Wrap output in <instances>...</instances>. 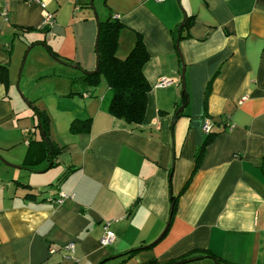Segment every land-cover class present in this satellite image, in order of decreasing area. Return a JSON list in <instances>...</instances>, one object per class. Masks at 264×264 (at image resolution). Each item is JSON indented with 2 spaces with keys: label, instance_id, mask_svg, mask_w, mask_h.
<instances>
[{
  "label": "crops",
  "instance_id": "1",
  "mask_svg": "<svg viewBox=\"0 0 264 264\" xmlns=\"http://www.w3.org/2000/svg\"><path fill=\"white\" fill-rule=\"evenodd\" d=\"M40 1L0 0V67L8 68V85L0 81V157L8 162L0 159V264H119L118 254L152 242L123 263L264 264V0H102L97 20L90 0ZM47 12L53 22L43 26ZM108 14L124 26L119 57L136 34L149 54L140 124L107 111V84L98 94L71 81L94 69L97 21ZM45 33L49 49L70 62L52 63L49 73L66 83L53 89L65 99L57 117L47 112L61 147L52 166L37 117L13 97L9 65L13 40L28 47ZM161 77L170 83L159 85ZM76 118H90L89 130L70 132ZM206 118L216 133L196 161ZM30 147L37 154L27 158ZM60 192L72 197L57 204ZM172 195L173 217L158 239ZM105 223L115 238L102 246ZM68 242L71 256L61 248Z\"/></svg>",
  "mask_w": 264,
  "mask_h": 264
},
{
  "label": "trees",
  "instance_id": "2",
  "mask_svg": "<svg viewBox=\"0 0 264 264\" xmlns=\"http://www.w3.org/2000/svg\"><path fill=\"white\" fill-rule=\"evenodd\" d=\"M189 18L185 20V25L187 24ZM99 26V39L97 46V67L94 70H81L82 73L78 77L71 79L72 83L75 81H81L84 84H89L95 87L101 75L104 76L107 84V111L114 117L121 118L125 120L128 124H140L144 120L146 105H147V95L150 90V84L148 83L144 73L143 66L149 58L148 51L144 45L142 36L136 34V39L133 43L132 48L124 57H119L117 52L118 46V36L121 29L124 27L123 24L116 18L111 17L110 14L104 20L98 21ZM182 27V28H183ZM32 27H26L24 30H32ZM182 30V29H181ZM48 49L49 47L42 40ZM50 50V49H49ZM52 56L60 60V58L51 51ZM64 63H70L68 61H63ZM0 81L4 83L5 86L8 85V68L7 66L0 67ZM183 103L188 101V93L186 89L182 91ZM33 113L37 117L38 124L42 130V149L45 151V157L47 156L48 166L55 164V158L61 151V147L52 142L50 139L49 132V117L47 113L41 112L39 109L32 107ZM91 125V119H73L69 125V130L72 133H79L88 131ZM216 131H210L206 133L202 144L198 148L196 154V161L199 160L205 146L212 140ZM37 154V150L29 149L28 157L32 158ZM196 169V166L194 167ZM187 184V183H186ZM185 184V185H186ZM184 185V188H185ZM178 195L171 196V208L170 217L166 229L160 235L162 237L168 227L169 223L173 217L176 199ZM158 237V239L160 238ZM154 242L147 245H140L138 247L132 248L125 252L118 254V256H123L119 264L123 263L127 259L133 257L138 251L144 248H148L153 245ZM193 257H197L193 256ZM201 257V255H200ZM191 258H186L183 261ZM217 264H226L224 261L216 258ZM173 261L171 263H174ZM142 264H156L155 259H150ZM169 264V263H168Z\"/></svg>",
  "mask_w": 264,
  "mask_h": 264
},
{
  "label": "rangeland",
  "instance_id": "3",
  "mask_svg": "<svg viewBox=\"0 0 264 264\" xmlns=\"http://www.w3.org/2000/svg\"><path fill=\"white\" fill-rule=\"evenodd\" d=\"M101 1L102 0H92V5L96 10L97 15H98V10L96 8V5H98V2L101 3ZM40 37L41 39L34 40L32 44L28 45V47L22 45V43H20L17 38L13 40L14 43L16 44L15 45L16 47L13 51L15 52V57L13 56V52H12L9 61V65H11L10 71L14 78L13 97L15 100H17V102H21L22 100L24 105L29 107L30 109H32V107L34 106L35 108L39 109L41 112H45V113L48 112L49 115L51 114L54 115L53 117H57V114L55 113L56 112L58 113L59 108L61 109V106L65 104V99H63V97L55 93L53 89L57 85L60 88H62V86L66 85V83L64 82L65 79L62 78L56 79L55 77L49 76V73L53 72L52 63L55 64V66L59 67V63L61 64V62L59 61L58 63H55V58L52 56L51 53L52 49L49 50L44 44H42V40L44 42L46 40L45 39L46 33L44 37L43 35H41ZM24 38L25 39L22 40H29L28 38H26V34ZM23 60L24 62L22 65ZM60 60L62 59L60 58ZM63 68H66L69 71L73 70V69H69V67H63ZM85 85L92 88V86L89 84H85ZM105 86H106L105 78L103 75H101L97 84L95 85L96 92L98 94L101 93L102 90L105 88ZM31 91L34 93L32 101L35 104L32 102L33 106L32 105L30 106V104L26 99V97H29L27 95H29L28 93H31ZM35 97L37 98L34 100ZM56 105L57 107H55ZM262 171H263L262 174L264 175V167H262Z\"/></svg>",
  "mask_w": 264,
  "mask_h": 264
},
{
  "label": "built area",
  "instance_id": "4",
  "mask_svg": "<svg viewBox=\"0 0 264 264\" xmlns=\"http://www.w3.org/2000/svg\"><path fill=\"white\" fill-rule=\"evenodd\" d=\"M38 3H41L40 0H34ZM157 1H162V0H157ZM42 4V3H41ZM4 15L7 14V12H4L3 13ZM53 14L51 12H47L45 17H44V20H43V26H49L52 24L53 22ZM170 83V80L166 77H161L159 79V85L161 86H166ZM231 127L230 124H228V127L229 128ZM202 129L205 133H208L211 131L212 129V124H211V121L209 119H205L204 120V123L202 125ZM72 197V193H65V192H60L58 194V196L55 198V202L57 204H61L63 203V201L65 199H68V198H71ZM115 238V235H114V232L111 231L109 228H108V223H105L104 226H103V232L102 234L100 235L99 237V244L104 246V245H107V244H110ZM73 247H74V243L73 242H68L66 244H63L61 246L62 249L66 250L69 252V256H71V253L73 252ZM50 253H53L55 252L56 250L54 248H50Z\"/></svg>",
  "mask_w": 264,
  "mask_h": 264
},
{
  "label": "water",
  "instance_id": "5",
  "mask_svg": "<svg viewBox=\"0 0 264 264\" xmlns=\"http://www.w3.org/2000/svg\"><path fill=\"white\" fill-rule=\"evenodd\" d=\"M90 6H91V8H93V5H92V0H90ZM93 11H94V8H93ZM94 14H95V11H94ZM95 18H96V20H97V16H96V14H95ZM97 23H98V21H97ZM183 26V24H181L180 25V27H182ZM98 39H99V26H98V24H97V34H96V38H95V44H94V50H95V55H96V63H95V67H94V70L96 69V67H97V46H98ZM176 47H177V50H178V52H179V58H180V62H181V79H182V87H183V90L185 89V83H184V70H185V64H184V61H183V59H182V56H181V54H180V51H179V49H178V44H176ZM57 61H60V62H62L61 60H59L58 58H56V57H54ZM23 62H24V60L22 61V65H23ZM64 63V62H63ZM73 66H75V67H77V65L76 64H74ZM17 84H18V82H17ZM0 159L2 160V161H4L5 163H8V162H6L3 158H1L0 157ZM10 164V163H9ZM11 166H13V164H10ZM16 166V165H15ZM263 167H264V160H263ZM166 229V227L164 228V230ZM163 230V231H164ZM163 231H162V233H163ZM161 233V234H162ZM160 234V235H161ZM160 235H159V237H160ZM191 259H194V258H191ZM188 260H190V259H187V260H183V261H176V262H174V263H169V264H176V263H180V262H186V261H188Z\"/></svg>",
  "mask_w": 264,
  "mask_h": 264
}]
</instances>
